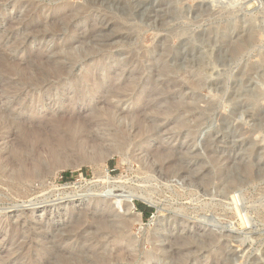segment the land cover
Segmentation results:
<instances>
[{
    "label": "rangeland",
    "instance_id": "374dc122",
    "mask_svg": "<svg viewBox=\"0 0 264 264\" xmlns=\"http://www.w3.org/2000/svg\"><path fill=\"white\" fill-rule=\"evenodd\" d=\"M0 183V264H264V0H0Z\"/></svg>",
    "mask_w": 264,
    "mask_h": 264
},
{
    "label": "bare ground",
    "instance_id": "6f19581e",
    "mask_svg": "<svg viewBox=\"0 0 264 264\" xmlns=\"http://www.w3.org/2000/svg\"><path fill=\"white\" fill-rule=\"evenodd\" d=\"M84 11V10H83ZM82 11V12H83ZM75 15V14H74ZM71 18H73V17H71ZM68 20V19H67ZM60 25V24H59ZM49 30V29H48ZM51 30V29H50ZM59 31V30H58ZM51 32H53V31H51ZM61 32V31H60ZM45 33V32H44ZM50 35V34H49ZM91 51V50H90ZM69 52V51H68ZM99 52V51H98ZM75 54V53H74ZM91 54V53H90ZM77 55V54H76ZM75 57V56H74ZM76 60V59H75ZM58 61V60H57ZM61 61H63V60H61ZM45 62V61H44ZM56 62V61H55ZM23 65V64H22ZM19 66V65H18ZM47 66H49V65H47ZM21 67V66H20ZM7 68V67H6ZM58 68V71L59 72H61L60 71V68L59 67H57ZM57 68H56V70H57ZM64 68V67H63ZM62 67H61V69H63ZM52 69H54L53 67H52ZM65 69V68H64ZM93 69V68H92ZM55 70V72H57ZM64 72H67V71H65V70H63ZM63 71H62V73H63ZM59 72L57 73V74H59ZM50 73V72H49ZM56 73H55V75H57ZM110 74V73H109ZM60 75V74H59ZM57 76V77H60V76H62V74L60 75V76ZM107 75V74H106ZM114 75V74H113ZM44 77V76H43ZM57 77H56V79H57ZM49 78V77H48ZM86 79V78H85ZM89 79H91V77L89 78ZM93 79V78H92ZM87 80V79H86ZM48 81V80H47ZM77 81V80H76ZM90 81V80H89ZM103 81V80H102ZM100 82L99 81V84H98V86L97 87H104L105 85H103L102 83L103 82ZM62 82V81H61ZM78 82H80V80L79 81H77V83ZM97 82V81H96ZM28 83V82H27ZM66 85V84H65ZM115 85V84H114ZM96 86V85H95ZM123 86V85H122ZM85 88V87H84ZM81 89V88H80ZM79 89V90H80ZM124 90V89H123ZM59 91H60V89H59ZM92 91H94V89H92L91 90V92ZM105 92V91H104ZM77 93V92H76ZM86 93V92H85ZM95 93V92H94ZM98 93V92H97ZM100 94V93H99ZM112 94H115V93H108V95H112ZM98 94H93L91 97L93 98V97H95V96H97ZM99 96V95H98ZM36 98V97H35ZM120 98H123V96L122 97H120ZM37 101H38V99H36ZM89 100V99H88ZM122 100V99H121ZM101 104H104L105 106H98V107H95V109H94V116H93V121H95L96 122V124L95 125H97L98 127H100L99 129L100 130H103L102 132L103 133H105L106 135H105V139H103V140H105V144L106 143H111L110 145V148L108 149L107 148V150H105V152H104V159L105 160H108L109 158H111V157H113V156H115V155H117V154H119V155H123V152L125 151V149L126 148H128V147H130L133 143V141L135 140V139H133V135H137V134H134L135 133V131H136V125H134L135 124V122H134V124H130V125H127L126 123H122V116L124 115V113L123 112H121L118 108H117V106H108V101H107V99L105 98V99H101V102H100ZM119 103H120V101H119ZM76 106H74V108H75ZM41 109V108H40ZM72 116V115H71ZM86 116V115H85ZM69 117V116H68ZM127 117V116H126ZM129 117V116H128ZM63 119V118H62ZM61 119V120H62ZM79 119V118H78ZM17 120V119H16ZM16 120H15V122H16ZM66 120V121H65ZM64 121L66 122V123H68L67 122V119H65ZM92 120V119H91ZM124 120V119H123ZM46 121V120H45ZM63 121V122H64ZM68 121H70V120H68ZM72 121V120H71ZM82 121V120H81ZM132 121V120H131ZM18 122V121H17ZM52 122V121H51ZM50 122V123H51ZM64 122V123H65ZM73 122V121H72ZM22 123V122H21ZM56 123V122H55ZM62 123V122H61ZM63 123V124H64ZM71 123V122H70ZM84 123V122H83ZM58 124H60V123H58ZM57 124V125H58ZM72 124V123H71ZM86 125H88V124H86ZM94 125V126H95ZM142 125V124H141ZM97 126H95V127H97ZM88 127H90L89 125H88ZM92 128H93V126H91ZM90 127V128H91ZM140 127V126H139ZM76 128V127H75ZM49 129V128H48ZM98 129V128H97ZM98 129V130H99ZM99 130V131H100ZM132 130H134V131H132ZM138 130V129H137ZM142 130V129H141ZM99 131H97L96 130V133H94V134H97L98 135V133L97 132H99ZM139 132H140V129L138 130ZM35 132V131H34ZM71 132V131H70ZM101 132V133H102ZM139 132H136V133H138L139 134ZM101 133H99V134H101ZM31 134V133H30ZM103 135V134H102ZM143 136V135H142ZM29 137V136H28ZM100 138L102 137V136H99ZM66 139V138H65ZM133 140V141H132ZM87 141V140H86ZM93 141H94V139H93ZM45 142V141H44ZM78 142V141H77ZM90 142V141H89ZM98 143V142H97ZM104 144V145H105ZM19 145V144H18ZM43 145V144H42ZM86 145V144H85ZM90 145V144H89ZM95 144H93V146H94ZM98 146V148H100L99 147V144H97ZM91 146V145H90ZM109 147V146H108ZM50 148V147H49ZM96 148V147H95ZM95 148H93L92 147V149H95ZM102 148V147H101ZM100 148V152H101V149ZM57 149V148H56ZM105 149V148H104ZM135 149V148H134ZM97 150V149H96ZM97 150V151H98ZM136 150H138V149H136ZM57 151V150H56ZM59 151V150H58ZM99 151L97 152V153H99ZM10 152V151H9ZM96 152V151H95ZM102 152V153H103ZM159 152V151H158ZM161 152V151H160ZM101 153V154H102ZM154 153V152H153ZM40 154V153H39ZM68 154V153H67ZM94 154V153H93ZM130 154V153H129ZM135 154H137V153H135ZM158 154V153H157ZM160 154V153H159ZM95 156H97L96 158H98L99 156L97 155V154H94ZM134 155V154H130V156L129 157H131L132 158V156ZM144 155V154H143ZM155 155V154H154ZM81 156V155H80ZM159 156V155H158ZM163 156V155H162ZM5 157H7V156H5ZM94 157V156H93ZM135 157V156H134ZM138 157V156H137ZM152 157V156H151ZM161 157V156H160ZM12 159V158H11ZM104 159L102 160V161H104ZM143 159V158H142ZM160 159V158H159ZM50 160H51V158H50ZM100 159H99V161H101ZM136 160V159H135ZM134 160V161H135ZM12 161V160H11ZM130 161V160H129ZM132 161V160H131ZM62 163V162H61ZM18 165V164H17ZM95 165V164H94ZM157 165V164H156ZM11 166V165H10ZM64 166V165H63ZM144 166H145V164H144ZM167 166V165H166ZM171 166V165H170ZM18 167V166H17ZM64 168V167H63ZM16 169V168H15ZM19 169V168H18ZM33 169V168H32ZM66 169V168H65ZM4 170V169H3ZM23 170H24V168H23ZM26 170V169H25ZM30 170V169H29ZM28 170V168H27V170L26 171H29ZM16 171V170H15ZM26 171H23V173H25ZM31 171V170H30ZM33 171V170H32ZM35 171V170H34ZM22 172V171H21ZM17 173V172H16ZM28 173H30V172H28ZM36 173V172H35ZM38 173V172H37ZM36 173V174H37ZM20 174H22V173H20ZM33 174V173H32ZM31 173H30V176L32 175ZM36 174H33L32 175V177L34 176V175H36ZM25 175H28V174H25ZM14 177V176H13ZM23 176L21 175V178H22ZM51 177V176H50ZM20 178V177H19ZM20 178V179H21ZM28 178H29V176H28ZM34 178V177H33ZM37 178V177H36ZM19 179V180H20ZM21 181V180H20ZM4 182V181H3ZM23 182V181H22ZM1 184V183H0ZM2 186V185H1ZM18 187V186H17ZM16 187V188H17ZM4 189V188H3ZM12 189V188H11ZM16 192H18V191H16ZM130 198V204H128V206H126L127 207V211L128 212H132V213H136L135 212V207H134V205H132V201H133V196H130L129 197ZM143 200H145L146 202H147V200L146 199H144V198H142ZM149 203H151V202H149L148 201V204ZM149 205H151V204H149ZM152 206V205H151ZM114 207H116V206H114ZM126 207H125V209H126ZM119 208V207H118ZM123 208H124V206H123ZM124 209V210H125ZM118 211V210H117ZM111 212V211H110ZM135 220V219H134ZM103 221V220H102ZM118 221V220H117ZM125 221V220H124ZM138 221H140V218H138ZM99 222V221H98ZM104 222H106V221H104ZM116 222V221H115ZM119 222H120V220H119ZM128 222H130V221H128ZM109 224V223H108ZM129 224V223H128ZM127 223H126V221L125 222H121L118 226H115V227H118L117 228V231L116 230H111V232L112 233H114L113 231H116L114 234H116L117 232H120V231H118L120 228H126V226L128 225ZM75 225V224H74ZM109 225H111V224H109ZM108 225V226H109ZM66 226V225H65ZM107 226V227H108ZM119 226H121L120 228H119ZM104 227H105V225H104ZM109 228H114V227H109ZM109 228H108V231L107 232H110V230H109ZM65 229V228H64ZM67 229V228H66ZM105 229H106V227H105ZM115 229V228H114ZM68 230V229H67ZM73 230V229H72ZM95 230V229H94ZM106 231V230H105ZM70 232V231H69ZM83 232V231H82ZM92 232V231H91ZM94 232V231H93ZM124 232V231H123ZM90 233V232H89ZM122 233V232H121ZM121 233H118L117 235H119V234H121ZM128 234V233H127ZM72 235V234H71ZM109 235V234H108ZM99 240V239H98ZM110 240V239H109ZM120 241V240H119ZM99 242V241H98ZM85 245V244H84ZM88 246V245H87ZM157 249V248H156ZM118 251V250H117ZM122 251V250H121ZM125 251V250H124ZM158 251V250H157ZM123 254V253H122ZM89 255V254H88ZM106 255V254H105ZM79 256H80V254H79ZM118 256V255H117ZM121 256V255H120ZM119 256V257H120ZM108 257H110V256H108ZM125 257V256H124ZM93 258V257H92ZM97 258V257H96ZM76 259V258H75ZM74 259V260H75ZM116 259V258H115ZM114 259V260H115ZM113 260V261H114ZM63 261V260H62ZM70 261V260H69ZM119 261V260H118ZM133 261V260H132ZM72 262V261H71ZM98 262V261H97ZM131 262V261H130Z\"/></svg>",
    "mask_w": 264,
    "mask_h": 264
},
{
    "label": "trees",
    "instance_id": "16d2710c",
    "mask_svg": "<svg viewBox=\"0 0 264 264\" xmlns=\"http://www.w3.org/2000/svg\"><path fill=\"white\" fill-rule=\"evenodd\" d=\"M64 177H65V179H67V178L69 177V175L66 174ZM138 208L141 209L142 212H143L146 216L149 215L150 213H152V209L147 208V207H145V206H143V205H141V204H138Z\"/></svg>",
    "mask_w": 264,
    "mask_h": 264
}]
</instances>
